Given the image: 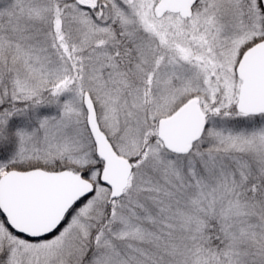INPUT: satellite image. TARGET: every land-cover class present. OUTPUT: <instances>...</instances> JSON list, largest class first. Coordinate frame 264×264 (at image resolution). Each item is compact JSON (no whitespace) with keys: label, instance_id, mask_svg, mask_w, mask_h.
I'll list each match as a JSON object with an SVG mask.
<instances>
[{"label":"snow or ice","instance_id":"6c2138e0","mask_svg":"<svg viewBox=\"0 0 264 264\" xmlns=\"http://www.w3.org/2000/svg\"><path fill=\"white\" fill-rule=\"evenodd\" d=\"M0 264H264V0H0Z\"/></svg>","mask_w":264,"mask_h":264}]
</instances>
